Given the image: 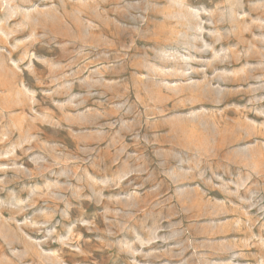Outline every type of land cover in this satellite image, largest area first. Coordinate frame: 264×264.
Masks as SVG:
<instances>
[{"label": "rangeland", "instance_id": "1", "mask_svg": "<svg viewBox=\"0 0 264 264\" xmlns=\"http://www.w3.org/2000/svg\"><path fill=\"white\" fill-rule=\"evenodd\" d=\"M0 264H264V0H0Z\"/></svg>", "mask_w": 264, "mask_h": 264}]
</instances>
